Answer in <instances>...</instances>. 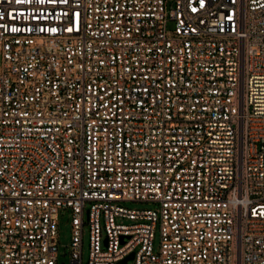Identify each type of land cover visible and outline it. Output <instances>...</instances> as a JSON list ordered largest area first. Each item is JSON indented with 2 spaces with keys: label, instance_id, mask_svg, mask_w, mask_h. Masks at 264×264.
I'll list each match as a JSON object with an SVG mask.
<instances>
[{
  "label": "built area",
  "instance_id": "2783aa9c",
  "mask_svg": "<svg viewBox=\"0 0 264 264\" xmlns=\"http://www.w3.org/2000/svg\"><path fill=\"white\" fill-rule=\"evenodd\" d=\"M65 210L70 264H264V0H0V264Z\"/></svg>",
  "mask_w": 264,
  "mask_h": 264
},
{
  "label": "rangeland",
  "instance_id": "374dc122",
  "mask_svg": "<svg viewBox=\"0 0 264 264\" xmlns=\"http://www.w3.org/2000/svg\"><path fill=\"white\" fill-rule=\"evenodd\" d=\"M125 207L130 209L148 210L154 209L155 205L150 203L131 202L125 203ZM159 241V233L157 234ZM72 243V222L71 212L69 210L61 211L59 219V246H58V264H70V247ZM90 253V229L86 225L83 232V262L87 264Z\"/></svg>",
  "mask_w": 264,
  "mask_h": 264
},
{
  "label": "snow or ice",
  "instance_id": "6c2138e0",
  "mask_svg": "<svg viewBox=\"0 0 264 264\" xmlns=\"http://www.w3.org/2000/svg\"><path fill=\"white\" fill-rule=\"evenodd\" d=\"M16 2H17V3H20V2H21V0H16Z\"/></svg>",
  "mask_w": 264,
  "mask_h": 264
},
{
  "label": "water",
  "instance_id": "95a60500",
  "mask_svg": "<svg viewBox=\"0 0 264 264\" xmlns=\"http://www.w3.org/2000/svg\"><path fill=\"white\" fill-rule=\"evenodd\" d=\"M133 257V256H132ZM126 262V261H125Z\"/></svg>",
  "mask_w": 264,
  "mask_h": 264
}]
</instances>
